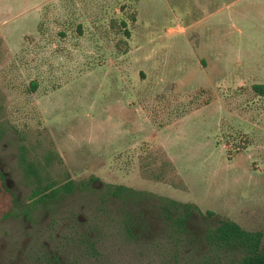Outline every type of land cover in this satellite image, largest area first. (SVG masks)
I'll return each instance as SVG.
<instances>
[{
  "label": "rangeland",
  "instance_id": "obj_1",
  "mask_svg": "<svg viewBox=\"0 0 264 264\" xmlns=\"http://www.w3.org/2000/svg\"><path fill=\"white\" fill-rule=\"evenodd\" d=\"M254 84L264 0H0V264H240L210 232L264 230ZM50 150L75 186L28 209L21 157Z\"/></svg>",
  "mask_w": 264,
  "mask_h": 264
},
{
  "label": "trees",
  "instance_id": "obj_2",
  "mask_svg": "<svg viewBox=\"0 0 264 264\" xmlns=\"http://www.w3.org/2000/svg\"><path fill=\"white\" fill-rule=\"evenodd\" d=\"M122 25L124 33L128 36L130 31L124 20H122ZM36 86V82H31V89ZM254 88L260 93L264 91L262 84H254ZM43 158L38 161L35 159L26 160L21 157L24 176L31 183V190L28 194L31 202L28 204V209L33 208L38 202L45 203L57 197L61 192H69L75 186L72 179L57 184L56 180L42 175V171L51 164L54 158L51 150ZM108 193L111 195L131 194L134 193V190L124 185H115L108 189ZM19 206L16 194L5 183L3 173L0 171V218L17 215ZM185 217L180 218V222L183 223ZM210 237L230 249H240L243 252L240 264H264V230H249L243 228L235 220L219 219L211 229Z\"/></svg>",
  "mask_w": 264,
  "mask_h": 264
}]
</instances>
